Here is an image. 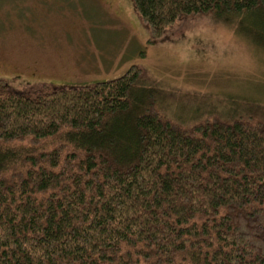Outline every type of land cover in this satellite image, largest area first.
<instances>
[{
    "label": "trees",
    "instance_id": "trees-1",
    "mask_svg": "<svg viewBox=\"0 0 264 264\" xmlns=\"http://www.w3.org/2000/svg\"><path fill=\"white\" fill-rule=\"evenodd\" d=\"M133 3L150 43L212 16L264 46V0ZM141 76L0 80V264H264V106L186 128Z\"/></svg>",
    "mask_w": 264,
    "mask_h": 264
},
{
    "label": "rangeland",
    "instance_id": "rangeland-1",
    "mask_svg": "<svg viewBox=\"0 0 264 264\" xmlns=\"http://www.w3.org/2000/svg\"><path fill=\"white\" fill-rule=\"evenodd\" d=\"M0 43L2 79L20 91L90 85L137 66L159 111L186 128L264 106V46L212 16L183 19L150 43L133 0H0Z\"/></svg>",
    "mask_w": 264,
    "mask_h": 264
},
{
    "label": "flooded vegetation",
    "instance_id": "flooded-vegetation-1",
    "mask_svg": "<svg viewBox=\"0 0 264 264\" xmlns=\"http://www.w3.org/2000/svg\"><path fill=\"white\" fill-rule=\"evenodd\" d=\"M0 46H1V43H0ZM2 68H3V66L0 63V80H3L2 76H5L4 74L1 73Z\"/></svg>",
    "mask_w": 264,
    "mask_h": 264
}]
</instances>
